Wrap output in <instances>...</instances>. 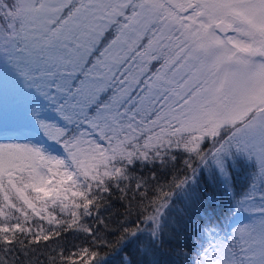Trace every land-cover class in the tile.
<instances>
[{
	"label": "snow or ice",
	"instance_id": "6c2138e0",
	"mask_svg": "<svg viewBox=\"0 0 264 264\" xmlns=\"http://www.w3.org/2000/svg\"><path fill=\"white\" fill-rule=\"evenodd\" d=\"M3 98L0 264H264V0H0Z\"/></svg>",
	"mask_w": 264,
	"mask_h": 264
},
{
	"label": "trees",
	"instance_id": "16d2710c",
	"mask_svg": "<svg viewBox=\"0 0 264 264\" xmlns=\"http://www.w3.org/2000/svg\"><path fill=\"white\" fill-rule=\"evenodd\" d=\"M177 163L179 164L180 168L183 169L182 160L178 161ZM153 171L155 172L156 176L160 178V182L162 184L165 183L166 178H170V171L172 174H175L174 170H166L165 168H161V167H155L154 168L153 166H149L146 168L137 169V172L135 173V175H137V176L142 175L145 179H148L152 175ZM249 171H250V169H248L242 163L235 170V183H236V190L237 191H240L244 188V186L248 180ZM198 172H199V168H198ZM173 199L177 200V203L180 202L178 197H176V196H174ZM108 203L111 205V208L105 209L103 206L101 207V212H102L101 218L102 219L104 218V216L115 214L117 212H123L124 211L123 204L127 203V201L124 198L120 197L118 192H114L111 199L108 201ZM238 209L239 208H237V210H236L237 213H238ZM210 213H211V209H210ZM214 214L220 216L221 221L223 222V224L225 226V229H227L229 227V221L233 220V215H235V220L239 221V219L241 218V215H239V214H230L229 213V205H228L227 197H224L223 199H221L220 201L217 202V204L215 205V213ZM66 240L69 242V246H70L71 242H76V243L82 242V241H77L75 239V237L71 235V233L68 234V236L66 237ZM109 264H113L111 257H109Z\"/></svg>",
	"mask_w": 264,
	"mask_h": 264
},
{
	"label": "rangeland",
	"instance_id": "374dc122",
	"mask_svg": "<svg viewBox=\"0 0 264 264\" xmlns=\"http://www.w3.org/2000/svg\"><path fill=\"white\" fill-rule=\"evenodd\" d=\"M41 118L46 122L56 125L63 124L64 122L57 115L54 108L51 106H46L41 109ZM0 126L8 127V137H17L19 136L23 139L25 136L32 139L33 141H38L46 145L52 144V141L48 140L42 130L38 126L30 125L27 130H24L20 127V122L17 121L11 113V101L7 98L0 99ZM5 137L0 136V140ZM238 214L241 215L240 221H247L249 218V213L239 210Z\"/></svg>",
	"mask_w": 264,
	"mask_h": 264
}]
</instances>
